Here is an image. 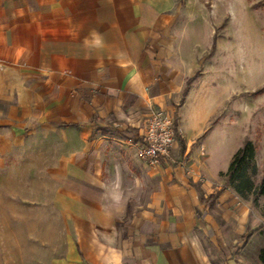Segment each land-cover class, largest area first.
I'll use <instances>...</instances> for the list:
<instances>
[{"label":"crops","instance_id":"0c3cea01","mask_svg":"<svg viewBox=\"0 0 264 264\" xmlns=\"http://www.w3.org/2000/svg\"><path fill=\"white\" fill-rule=\"evenodd\" d=\"M193 45L189 0H0V264H260Z\"/></svg>","mask_w":264,"mask_h":264},{"label":"rangeland","instance_id":"374dc122","mask_svg":"<svg viewBox=\"0 0 264 264\" xmlns=\"http://www.w3.org/2000/svg\"><path fill=\"white\" fill-rule=\"evenodd\" d=\"M189 41L194 43L199 87L210 90L208 99L217 100L211 122H219V134L229 142L218 164L229 166V151L234 149V154L246 139L252 140L257 152L248 176L253 190L260 188L264 183V88L260 90L264 86V0H189ZM253 190L239 195L250 206L244 250L247 258L256 260L264 244V194L255 200Z\"/></svg>","mask_w":264,"mask_h":264},{"label":"built area","instance_id":"2783aa9c","mask_svg":"<svg viewBox=\"0 0 264 264\" xmlns=\"http://www.w3.org/2000/svg\"><path fill=\"white\" fill-rule=\"evenodd\" d=\"M176 141L175 117L161 107H151L146 118L144 133L139 142V152L150 165H159L171 157Z\"/></svg>","mask_w":264,"mask_h":264},{"label":"trees","instance_id":"16d2710c","mask_svg":"<svg viewBox=\"0 0 264 264\" xmlns=\"http://www.w3.org/2000/svg\"><path fill=\"white\" fill-rule=\"evenodd\" d=\"M263 88L264 86L260 90ZM256 152V143L250 139H246L241 147L233 154L227 171L221 173V176L225 177L226 182L231 184L233 189L240 195H244L245 192L253 190V182L250 176H248V169L249 167H255ZM253 192L256 200L259 194H264V183L260 185V188L254 189ZM217 196V194H212L205 201L212 205ZM258 260L260 264H264V244L259 249Z\"/></svg>","mask_w":264,"mask_h":264}]
</instances>
